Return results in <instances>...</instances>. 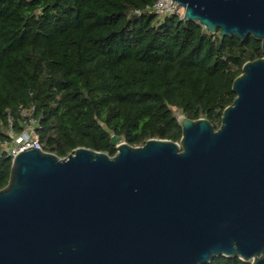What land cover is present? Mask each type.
<instances>
[{"label": "water", "instance_id": "95a60500", "mask_svg": "<svg viewBox=\"0 0 264 264\" xmlns=\"http://www.w3.org/2000/svg\"><path fill=\"white\" fill-rule=\"evenodd\" d=\"M175 1L264 51V0ZM232 88L219 128L181 114L180 141H121L113 156L21 150L0 189V264H264V56Z\"/></svg>", "mask_w": 264, "mask_h": 264}, {"label": "trees", "instance_id": "16d2710c", "mask_svg": "<svg viewBox=\"0 0 264 264\" xmlns=\"http://www.w3.org/2000/svg\"><path fill=\"white\" fill-rule=\"evenodd\" d=\"M155 1L0 0V189L12 167L8 115L22 132L32 104L42 149L62 158L78 147L113 156L121 141H180L178 114L219 128L234 79L264 56L261 40L161 18Z\"/></svg>", "mask_w": 264, "mask_h": 264}, {"label": "built area", "instance_id": "2783aa9c", "mask_svg": "<svg viewBox=\"0 0 264 264\" xmlns=\"http://www.w3.org/2000/svg\"><path fill=\"white\" fill-rule=\"evenodd\" d=\"M150 9L161 18L179 16L180 19H185L184 8L175 0H156ZM22 109L25 118L21 123L24 126L22 132L17 133L14 130V118L11 114L8 115V133L12 138V142L4 144V147L12 158L25 148L32 146L42 148L39 135L36 132L39 122L35 117V104H32L28 108L22 107Z\"/></svg>", "mask_w": 264, "mask_h": 264}, {"label": "flooded vegetation", "instance_id": "af4514ba", "mask_svg": "<svg viewBox=\"0 0 264 264\" xmlns=\"http://www.w3.org/2000/svg\"><path fill=\"white\" fill-rule=\"evenodd\" d=\"M261 46H262V40H261ZM263 50V49H262ZM264 52V51H263Z\"/></svg>", "mask_w": 264, "mask_h": 264}, {"label": "rangeland", "instance_id": "374dc122", "mask_svg": "<svg viewBox=\"0 0 264 264\" xmlns=\"http://www.w3.org/2000/svg\"><path fill=\"white\" fill-rule=\"evenodd\" d=\"M181 114H178V117L180 116Z\"/></svg>", "mask_w": 264, "mask_h": 264}]
</instances>
